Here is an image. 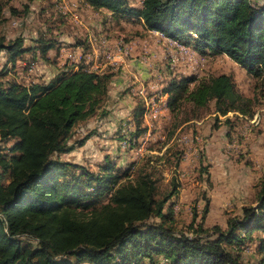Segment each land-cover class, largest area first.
<instances>
[{"label":"trees","instance_id":"1","mask_svg":"<svg viewBox=\"0 0 264 264\" xmlns=\"http://www.w3.org/2000/svg\"><path fill=\"white\" fill-rule=\"evenodd\" d=\"M85 1L111 14L141 18L149 30L186 38L194 50L223 54L250 75L264 77V5L257 2L143 0L140 8H127L124 0ZM41 43L44 55L51 45ZM28 51L21 37L7 41L0 35V54L10 62ZM110 77L80 64L64 67L46 83L0 81V143L9 144V155L0 146V264H144L145 258L148 264H243L240 254L225 246L249 241L255 231L262 232L254 245L262 254L257 264H264V184L255 205H243L209 238L164 225L169 213L163 204L174 187L157 198L155 180L144 174L115 188L125 176L119 167L105 163L95 173L60 159L92 135L70 143L73 127L95 115ZM161 93L170 111L182 103L203 108L213 100L222 114L234 110L240 97L227 74L171 79ZM143 112L140 104L132 110L137 125ZM104 194L109 200L99 214L87 221L73 218L71 209L92 208Z\"/></svg>","mask_w":264,"mask_h":264},{"label":"rangeland","instance_id":"2","mask_svg":"<svg viewBox=\"0 0 264 264\" xmlns=\"http://www.w3.org/2000/svg\"><path fill=\"white\" fill-rule=\"evenodd\" d=\"M124 1L127 8H140L143 2ZM250 2L264 5V0ZM0 9V35L7 41L21 37L31 49L14 63L5 52L0 54V81L46 83L64 67L80 64L111 75L95 115L73 127L70 143L92 135L61 160L95 173L105 163L119 167L125 176L115 188L144 174L155 180L157 198L174 187L163 212L169 213L164 225L177 233L215 237V227L225 229L227 217L239 215L243 205L256 204L264 184L263 76L250 75L223 54L194 50L186 38L169 41L156 35L141 18L111 14L85 0H0ZM40 41L51 45L44 55ZM178 45L187 52L179 53ZM137 65L145 73L137 72ZM219 74L231 76L240 96L234 110L216 112L213 100L194 110L185 103L174 111L166 107L161 90L171 79L192 75L197 81ZM139 104L144 112L137 125L132 110ZM8 145L0 143L2 153L9 155ZM96 200L92 208L71 209L73 218L87 221L99 214L109 196ZM261 235L255 231L251 240L225 248L239 253L243 264H257L262 254L254 252V245ZM142 261L148 264V258Z\"/></svg>","mask_w":264,"mask_h":264},{"label":"built area","instance_id":"3","mask_svg":"<svg viewBox=\"0 0 264 264\" xmlns=\"http://www.w3.org/2000/svg\"><path fill=\"white\" fill-rule=\"evenodd\" d=\"M149 31H150V32H153V33L156 34V35L164 36V34L161 33V32L158 31V30L151 29V30H149ZM165 37H166V36H165ZM168 40H169V41H172L170 38H168ZM177 47L179 48V53H183V54H185V53L187 52V48H184V47H182V46H180V45H178ZM176 59H177V58L174 57V60H176ZM151 112H152V113H156V112H157L156 108H155V107H152Z\"/></svg>","mask_w":264,"mask_h":264},{"label":"crops","instance_id":"4","mask_svg":"<svg viewBox=\"0 0 264 264\" xmlns=\"http://www.w3.org/2000/svg\"><path fill=\"white\" fill-rule=\"evenodd\" d=\"M133 67H135V69L137 70V72L140 70L141 72L144 70V68L143 67H141V65H137V66H133ZM144 73H145V71H143ZM143 73V74H144ZM133 76H135L134 74H133ZM114 81V79L112 80V82ZM33 82H35V81H33ZM118 82L120 83L121 82V79H118ZM120 113V112H119ZM119 113H115V114H119ZM111 119H113V120H115L114 119V117H111ZM112 120V121H113ZM85 144V143H84ZM82 147V146H81Z\"/></svg>","mask_w":264,"mask_h":264}]
</instances>
